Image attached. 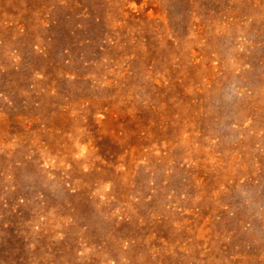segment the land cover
<instances>
[{
	"label": "rangeland",
	"instance_id": "374dc122",
	"mask_svg": "<svg viewBox=\"0 0 264 264\" xmlns=\"http://www.w3.org/2000/svg\"><path fill=\"white\" fill-rule=\"evenodd\" d=\"M0 264H264V0H0Z\"/></svg>",
	"mask_w": 264,
	"mask_h": 264
}]
</instances>
